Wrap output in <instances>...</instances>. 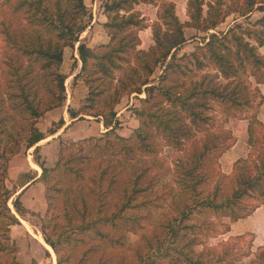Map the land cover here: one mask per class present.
<instances>
[{"label":"trees","instance_id":"16d2710c","mask_svg":"<svg viewBox=\"0 0 264 264\" xmlns=\"http://www.w3.org/2000/svg\"><path fill=\"white\" fill-rule=\"evenodd\" d=\"M141 2L158 5L152 23L137 7ZM0 6V264H21L10 234L20 220L8 203L13 190L6 183L7 161L43 140L37 119L65 105V48L80 40L90 13L86 0H1ZM102 6L108 39L77 45L72 69L81 64L73 84L81 81L87 91L67 110L76 119L101 117L107 129L69 141L60 137L51 166L40 160L36 145L42 173L21 183L45 184V241L57 253V264H236L239 253L230 243L220 248L205 242L217 218L236 221L264 202V120L258 112L248 115L251 149L229 173L218 166L216 154L224 147L217 135L192 140V127L208 122L213 99L227 110L262 104L251 77L264 81V15L211 29L231 13L248 17L264 10V0H188L186 20L174 0H103ZM149 26L153 43L143 47L139 32ZM186 26L205 34L181 53ZM210 69L225 80L213 81ZM131 93L140 101L132 108L139 125L124 135L116 105ZM64 123L60 115L49 133ZM157 133L175 149L192 140L176 167L160 157ZM13 204L21 214L27 210L20 195ZM129 230L139 233L134 243ZM248 264H264V245Z\"/></svg>","mask_w":264,"mask_h":264},{"label":"rangeland","instance_id":"374dc122","mask_svg":"<svg viewBox=\"0 0 264 264\" xmlns=\"http://www.w3.org/2000/svg\"><path fill=\"white\" fill-rule=\"evenodd\" d=\"M102 1L103 0H86L90 13V17L87 20L88 25L81 33L80 40L75 43V46H67L65 48L62 69L69 74L66 79L68 96L65 105L51 109L37 119V125L46 134L43 140L41 139L40 142L38 141L31 147L23 146L19 152L14 154L7 161L8 174L6 183L13 190V194L9 198L8 203L20 220L18 223L11 225L10 234L12 239L19 246L18 258L21 264H33L34 259H36L39 264H57V253L55 252L56 254L53 256L54 254L42 244L34 234L35 232L44 237L42 232V217L47 210L45 184L39 180L33 184L30 183L33 178H36L42 173V169H38L34 164L35 162L41 167L35 158L36 145H39L38 155H40V160H44L47 165L51 166L55 164L56 159L58 158L59 138L63 137L65 141L71 140V137L62 135V132L66 127H68V135H73L74 138L100 134L107 129L105 128L106 126L101 125V117L87 114L81 118L72 120L64 110L65 123L54 133H49L48 131V128L52 125V121L60 117L63 109H65L69 103L76 104L78 98L84 95L87 91V88L81 81L73 84L74 74L79 70L80 64H78L75 69H72V63L74 61V55H78L76 45H78L80 41L84 40L87 43L94 45L95 43L106 41L108 39V35L103 26V23L106 20V15L103 12ZM174 1L176 2V8L181 19H189L186 10L188 0ZM143 3H147V5L140 4L137 7L147 15V22L152 23V21L157 18L158 5L149 2ZM206 8L207 5L205 4L204 9L206 10ZM262 15H264V10L259 9H255L248 17L234 12L229 14L216 29H211V31L227 29L236 21H243L245 23L253 22ZM139 33H142V36L144 37V45L153 43L151 26L147 27V31L143 30ZM185 33L188 36V41L179 50L181 53L183 51L192 50L196 43L200 41L202 42V35L205 34V32L199 31V29L192 26H186ZM2 48L3 41L0 38V53L2 52ZM260 51L264 52V47L261 46ZM160 71L161 69L158 68L155 75L159 74ZM209 78L215 82H222L225 80L216 69L209 70ZM251 79L253 81V86L258 85L256 83L259 82H256L253 76ZM145 95L146 93L144 92L140 93V96ZM139 103L140 101L137 93H131L124 95L121 101L116 105L117 116L121 122L118 127L120 133L130 135L134 128L139 125V118L132 110L133 106ZM260 106L261 104H254L253 106L228 108L227 110L224 103L217 99H213L210 101V107L206 110L210 119L208 122L193 125L192 140L197 141L209 139L208 133L210 132L217 135L219 141L218 146L224 147L223 149L219 148L221 152L216 154L218 166L222 171L229 173L233 170L235 161L238 158L246 157L249 154L251 146L247 142L248 115L252 116L255 112H258V115H260ZM260 132H264V130L260 129L259 133ZM154 137L159 143L160 157L166 164L171 165L172 167H176L177 161L180 158L185 157L186 147L192 141L189 139L185 148L175 149L172 146L167 145L158 133ZM30 176H33L32 179H30L25 185H21V183L25 182ZM212 183H210L209 187H211ZM18 195H20L23 203L27 207V210L23 214L19 213L13 204V200ZM254 211L251 214H253ZM251 214L236 221L231 220L229 216L217 218L215 220L217 221V225L214 229L210 230L211 232L207 235L205 243L221 248L223 247V241H227L230 243L229 246L232 247V252L239 253V258L236 260V264H248L249 260L254 255L255 250L259 246L264 245V226H254V219L252 216L250 217ZM127 237L129 241L134 243L138 240L139 233L129 230L127 232ZM251 241L252 243L250 244ZM202 246V244H199L197 245V248ZM248 248H250V251L243 254ZM240 252L242 254H240Z\"/></svg>","mask_w":264,"mask_h":264},{"label":"crops","instance_id":"0c3cea01","mask_svg":"<svg viewBox=\"0 0 264 264\" xmlns=\"http://www.w3.org/2000/svg\"><path fill=\"white\" fill-rule=\"evenodd\" d=\"M140 4H145V5H147V3H143V2H141V3H139L137 6H139ZM143 30H146L147 31V28H145V29H141L140 31L142 32ZM140 35H141V38H142V43H141V46H143V47H147L148 45H144V37L142 36V33H140ZM90 44V43H89ZM90 45H92V44H90ZM76 50H77V45H76ZM78 51V50H77ZM76 54H77V52H76ZM79 64H81V61L79 60ZM256 84H258V86H259V88L261 89V92L263 93V96H264V81L263 82H259V83H256ZM64 110L66 111V113H68V115L70 116V114H69V112H68V110H67V107L65 108V109H63V112H62V114L61 115H63L64 116ZM259 116L264 120V101H263V103L261 104V106H260V110H259ZM71 117V116H70ZM65 119V118H64ZM71 119L72 120H75L76 118H72L71 117ZM100 122L102 123L101 125L102 126H105L104 125V123H103V121L102 120H100ZM71 123H72V121H71ZM67 128L68 127H66L65 128V130L62 132V135L63 136H68V137H71V138H74V136L73 135H68L69 133L67 132ZM106 128V127H105ZM67 133V134H66ZM37 182V181H36ZM31 184H33V183H31ZM252 216V218L254 219V226H264V202L260 205V206H258L256 209H255V211H254V213L253 214H251L250 215V217ZM246 220V219H245ZM264 238V237H263ZM263 241H264V239H263ZM49 249V248H48ZM50 250V249H49ZM51 251V250H50ZM52 252V251H51Z\"/></svg>","mask_w":264,"mask_h":264},{"label":"bare ground","instance_id":"6f19581e","mask_svg":"<svg viewBox=\"0 0 264 264\" xmlns=\"http://www.w3.org/2000/svg\"><path fill=\"white\" fill-rule=\"evenodd\" d=\"M34 164L37 166L38 169H42V168H41L39 165H37L35 162H34ZM39 233H40V232H39ZM34 234L36 235L37 239H38L42 244H44L47 248H49V249L52 251V253L54 254L53 256H55V253H54L52 247H51L50 245L47 244V242L45 241L44 237H43L42 235H38V234H36L35 232H34Z\"/></svg>","mask_w":264,"mask_h":264}]
</instances>
